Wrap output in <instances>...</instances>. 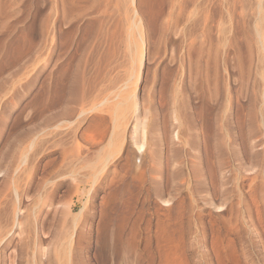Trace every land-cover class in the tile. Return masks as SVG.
<instances>
[{"label": "rangeland", "instance_id": "1", "mask_svg": "<svg viewBox=\"0 0 264 264\" xmlns=\"http://www.w3.org/2000/svg\"><path fill=\"white\" fill-rule=\"evenodd\" d=\"M0 6V190L46 198L45 251L69 234L81 264H264V0ZM3 251L23 263L16 232Z\"/></svg>", "mask_w": 264, "mask_h": 264}, {"label": "bare ground", "instance_id": "2", "mask_svg": "<svg viewBox=\"0 0 264 264\" xmlns=\"http://www.w3.org/2000/svg\"><path fill=\"white\" fill-rule=\"evenodd\" d=\"M103 7V6H102ZM100 9V8H99ZM109 9V8H108ZM104 10H107V9H104ZM104 10L102 9V11L101 12H104ZM73 11V10H72ZM75 11V10H74ZM97 12V11H96ZM100 12V11H99ZM107 13V12H106ZM12 14H13V8H12V6H0V19H5V18H10L11 16H12ZM14 15V14H13ZM16 15V14H15ZM100 15V14H99ZM102 15H105V14H102ZM102 15H100V16H102ZM112 15V14H111ZM70 16V15H69ZM99 16V17H100ZM113 16V15H112ZM71 17V16H70ZM3 19V20H4ZM69 19V18H68ZM116 19V18H115ZM101 20V19H100ZM103 20V19H102ZM98 22H99V20H98ZM120 24V23H119ZM48 26H50V25H48V22H47V19H40L38 22H37V34H38V37H39V49H41L42 51H43V49L45 48H48L46 51L47 52H45V53H42L41 55H43L44 56V62H43V64L41 65L42 66V68L43 67H45V66H47V64H48V62L50 61V55H51V53H52V49L50 48L51 46H50V44H49V41H48V38H47V36L49 35V27ZM113 26V25H112ZM111 28V27H110ZM53 29H54V26L53 25H51V30H52V32H53ZM112 31V30H111ZM50 34H51V32H50ZM130 34V33H129ZM128 34V35H129ZM119 35V34H118ZM142 41V40H141ZM144 41V40H143ZM142 41V42H143ZM50 43H51V41H50ZM144 43V42H143ZM143 43H141V44H143ZM48 44H49V46L50 47H48ZM129 46V45H128ZM138 47V46H137ZM140 47V46H139ZM143 47V46H142ZM133 48H135V47H133ZM152 49V48H151ZM51 50V51H50ZM99 50V49H98ZM135 50H136V48H135ZM45 51V50H44ZM40 52V51H39ZM92 54H93V52H92ZM157 54H158V49L157 48H155V49H153L151 52H141L140 53V62L139 63H142V60L143 59H146L147 57H148V59H151L152 58V60L154 59V58H156V56H157ZM132 55V54H131ZM111 57V56H110ZM109 57V58H110ZM147 59V60H148ZM106 61V60H105ZM50 63V62H49ZM55 64H53V66H54ZM140 65V64H139ZM108 66V65H107ZM141 66V65H140ZM140 66H139V68H140ZM106 67V66H105ZM40 68V67H39ZM42 68H41V70H42ZM76 70V69H75ZM74 70V71H75ZM75 73V72H74ZM74 76H72V77H74L75 78V75L76 74H73ZM71 77V78H72ZM65 78V77H64ZM70 78V79H71ZM74 78H72V79H74ZM75 80V79H74ZM72 81V80H71ZM70 81V82H71ZM76 81V80H75ZM77 82V81H76ZM76 82L74 83V87H75V84H76ZM48 83V82H47ZM71 84V86L70 87H73L72 86V82L70 83ZM71 90L73 89V88H70ZM75 89V88H74ZM73 89V90H74ZM74 92V91H73ZM49 94V88L46 86V84H45V88H44V90H43V97H42V100H43V98H44V101L42 102L43 104H45L44 105V109L45 108H47L48 107V104H47V102H46V100H47V95ZM51 94V93H50ZM56 94V93H55ZM71 94H72V92H71ZM53 96V95H52ZM50 97V96H49ZM53 98V97H52ZM50 99H51V97H50ZM54 99V98H53ZM53 99H52V101H53ZM57 99V98H56ZM100 99V98H99ZM105 101V100H104ZM126 101V100H125ZM109 102H111V101H109ZM99 103V102H98ZM117 103V102H116ZM109 105H111V104H109ZM117 105V104H116ZM95 106V105H94ZM69 108V107H68ZM115 109V108H114ZM47 110V109H46ZM51 112V111H50ZM53 112V114H51V113H49V114H44V116H43V126H42V135H40V137H43L42 138V140H40V138H39V142L40 141H44V140H48L49 141V139H48V137L50 136V139H52V140H54V138H55V136L56 135H58V131H57V134H56V123L57 122H53V121H56V118L58 117L57 116V114L54 112V111H52ZM43 113V112H42ZM56 114V117H55V114ZM219 116V115H218ZM69 117V116H68ZM71 117V116H70ZM218 121H219V119H217ZM66 121V120H65ZM219 123H221L220 121H219ZM68 124V123H67ZM114 124V123H113ZM219 126H220V124H218ZM117 126V125H116ZM222 126V125H221ZM220 126V128H222ZM143 128H144V126H143ZM116 129V128H115ZM143 130V129H142ZM63 131V130H62ZM70 132V131H69ZM142 132V131H141ZM48 134H49V136H48ZM221 134V133H220ZM223 134V133H222ZM46 136H48L46 139H45V137ZM111 136V135H110ZM58 137V136H57ZM221 137V136H220ZM217 138V137H216ZM215 138V139H216ZM220 139V138H219ZM218 138H217V141L219 140ZM223 139H224V137H223ZM221 140V139H220ZM219 140V141H220ZM47 141V142H48ZM51 141V140H50ZM57 141V140H56ZM45 142V141H44ZM53 141H51L50 143H52ZM55 142V141H54ZM224 142V141H223ZM221 143H222V141H221ZM42 144H44V143H42ZM216 144V143H215ZM220 145V142L219 143H217V146H219ZM225 144V143H224ZM52 145V144H51ZM134 145H135V147H136V150L138 151V152H140L143 148H144V133L142 132V136H140L138 139L136 138L135 140H134ZM152 145V144H151ZM41 146V145H40ZM216 146V147H217ZM221 147H223V145H221ZM218 151V150H217ZM87 165V164H86ZM92 166H94L95 167V164H93ZM96 166H99L98 164H96ZM103 167V166H102ZM98 168V167H97ZM7 175V174H6ZM6 175H3V176H6ZM9 176V175H8ZM15 176V175H14ZM17 176V175H16ZM7 177V176H6ZM18 177V176H17ZM11 179V178H10ZM13 179H15V180H17L16 179V177L15 178H13ZM9 180V179H8ZM6 181L5 179L3 180V182H9V181ZM15 180H14V182H15ZM18 181H19V179H18ZM13 182V183H14ZM17 182V181H16ZM20 183V181L19 182H17V184H19ZM47 183H48V181H47ZM7 184V183H6ZM16 184V183H15ZM14 184V185H15ZM45 184V183H44ZM9 185V184H8ZM13 185V187H11L12 186V184L10 185V187H8L7 188V190L6 189H4L3 188V190H0L1 192H0V264H5V261L9 258V261L10 262H13L14 261V259H15V257L16 256H8V255H6L5 253H4V251L3 250H5L6 249V247H8L9 245H10V243H11V241H12V239H13V235H14V233L16 232V234L17 235H19L20 236V241H21V245H22V251H20V254H21V256L20 255H17V256H19V258L20 257H22L23 258V260L24 261H22L23 263L22 264H81L82 262V260L78 263V261L75 259V252L76 251H74L73 249L74 248H72V246H71V242L73 241L72 239H71V235H69L68 234V231H67V233L66 234H68V235H65V237L63 236V239H64V241H62V242H58L59 241V238H55L54 240L53 239H51V237H50V239H48V242H52V243H54V245L53 244H51L52 245V247H53V250L52 251H50L49 253L47 252L48 250L46 249V251H45V249H44V242H45V240H47V239H45V238H48V237H45L44 238V236H47L46 234L44 235L43 234V227H42V225H41V223L39 222L40 220H39V217H38V212H41L42 213V211L43 210H41V208L42 209H44L43 208V205H42V203H44L45 202V200H46V198H44L45 200H43L42 201V203H41V201H40V203L41 204H39L36 200H34V202L36 203H38L39 205H37V206H35V204L33 203V202H31L32 203V205L31 206H29L30 205V203H29V205L27 206L26 205V207H22V200H23V196H24V194H23V191H22V189H23V187H22V189H19V188H21V185H20V187L17 185L16 187ZM24 186V185H23ZM17 187H19V188H17ZM6 188V187H5ZM40 188V187H39ZM42 188V187H41ZM2 189V188H1ZM4 190H6V191H4ZM25 193V192H24ZM41 195V194H40ZM41 198V197H40ZM37 199L39 200V197H37ZM41 200V199H40ZM25 201V200H24ZM49 203V206H50V202H48ZM48 203H47V206H48ZM24 206V205H23ZM46 207V206H45ZM47 208V207H46ZM49 208V207H48ZM47 208V209H48ZM56 211V210H55ZM55 215H56V213H55ZM46 217V216H45ZM39 220V221H38ZM75 220V219H74ZM59 221H60V219H59ZM43 222V221H42ZM63 222V221H62ZM69 222V221H68ZM48 223V222H47ZM58 223V222H57ZM59 223H61V222H59ZM65 223V222H64ZM67 225V224H66ZM43 226H44V224H43ZM66 228H68V227H66ZM46 229V228H45ZM44 229V230H45ZM47 232V231H46ZM53 232V231H52ZM58 233V232H57ZM44 235V236H43ZM52 235V234H51ZM50 235V236H51ZM55 235V234H54ZM56 235H58V234H56ZM55 235V236H56ZM64 235V234H63ZM53 236V235H52ZM17 237V236H16ZM65 238H66V241L67 242H65ZM61 239V238H60ZM72 240V241H71ZM66 243V245H63V244H65ZM20 246V245H19ZM5 248V249H4ZM105 250H102V254H101V256H102V261H104L103 260V252H104ZM77 254V253H76ZM105 254V253H104ZM16 255V254H15ZM77 257V256H76ZM78 258V257H77ZM83 258V257H82ZM81 258V259H82ZM16 259H18L17 257H16ZM14 264V263H13ZM19 264V263H18ZM21 264V263H20ZM86 264V263H85Z\"/></svg>", "mask_w": 264, "mask_h": 264}]
</instances>
